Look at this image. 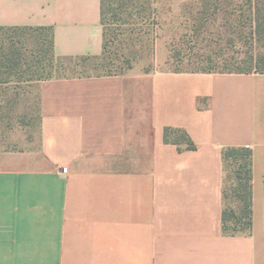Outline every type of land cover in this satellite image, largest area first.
Listing matches in <instances>:
<instances>
[{"label":"crops","instance_id":"obj_1","mask_svg":"<svg viewBox=\"0 0 264 264\" xmlns=\"http://www.w3.org/2000/svg\"><path fill=\"white\" fill-rule=\"evenodd\" d=\"M101 1L0 0V26L51 27L57 57H96ZM197 49L181 62L222 57ZM34 88L35 145L0 147V264H264V73L134 63ZM166 128L194 147L166 143ZM241 147L251 150V226L229 234L223 152Z\"/></svg>","mask_w":264,"mask_h":264},{"label":"trees","instance_id":"obj_2","mask_svg":"<svg viewBox=\"0 0 264 264\" xmlns=\"http://www.w3.org/2000/svg\"><path fill=\"white\" fill-rule=\"evenodd\" d=\"M200 7L196 11L195 19L203 21L195 24L191 33L185 32L178 36V43L171 44L173 51L171 56L181 63L182 50L189 46L192 50L198 44L207 41V37L202 34L208 21L222 18L227 26H232L231 20L236 21L238 26L243 28L249 26L248 32H240L230 28L233 34L227 38L228 46L235 42L244 41L248 46L246 57L237 63H231L227 58H212L210 55L199 56L205 59L198 64L199 70L176 71V72H219V73H264V0H243V3L233 4L232 0H199ZM129 0H102L100 6L101 24L103 27V49L99 56L106 53L107 41L104 30V16L107 7L111 10L114 7H124ZM238 6V7H237ZM46 32V34L44 33ZM222 35L211 36L212 40H221ZM259 45L263 51L254 54V45ZM205 47L211 46L206 43ZM216 56H222V48L216 49ZM235 58V57H230ZM229 58V59H230ZM64 58L57 57L53 51V32L51 27H31V26H0V100L5 101L10 109L22 101L21 96L29 93L34 85L48 78L53 77L54 72L61 68ZM119 72H108L107 74H118ZM215 68L226 70H214ZM13 106V107H11ZM4 105L0 104V113ZM39 111V107H38ZM164 141L172 144H186L187 148L194 145L186 132L180 129L166 128L164 131ZM224 166L228 160L240 161V167L235 171V180L238 186L235 189V199L237 201L236 210L222 211V228L224 232L233 234L239 231H247L251 226V150L246 147L226 148L223 152ZM264 183V182H263ZM225 198V187H224ZM234 220L232 228L228 227V222Z\"/></svg>","mask_w":264,"mask_h":264},{"label":"rangeland","instance_id":"obj_3","mask_svg":"<svg viewBox=\"0 0 264 264\" xmlns=\"http://www.w3.org/2000/svg\"><path fill=\"white\" fill-rule=\"evenodd\" d=\"M181 0H129V3L120 8H106L104 16V30L107 41L106 53L100 57L90 58H64L61 68L54 72L53 76L71 75H96L108 72H119L128 65L134 63L144 65L145 70L159 71H194L198 68L187 66L190 64L186 58L183 62L176 59H164L169 55L171 48L165 42L169 39H177L178 35L185 32H192L194 23L203 21L195 19L196 7L199 4L182 3ZM243 0H234V4H241ZM232 26H227L222 18L208 21L202 34L207 41L196 46L201 47L199 54L203 52L214 54L216 49L222 48V57L230 60L231 63L242 61L246 57L248 46L244 41H236L234 45L228 46L227 38L233 35L230 28L240 32H248L249 26L243 28L231 20ZM46 34V32H44ZM176 33L177 35H171ZM222 35L221 40H212L211 36ZM211 46L205 47L206 43ZM189 46L182 50V53L189 51ZM161 52L156 56V49ZM166 50V51H165ZM203 51V52H202ZM210 51V52H209ZM254 54H259L263 49L254 45ZM168 52V53H165ZM194 53V52H192ZM188 54V53H187ZM235 57V58H230ZM230 58V59H229ZM166 61V62H164ZM183 64V65H182ZM181 65V66H176ZM214 70H226L215 68ZM1 98V97H0ZM22 101L10 109L6 102L0 113V147L1 148H27L35 145L37 140L39 111L38 93L33 87L29 93L21 96ZM13 107V106H11ZM240 161L228 160L226 162L227 175L225 182L224 207L226 210H236L235 189L238 182L235 180V171L240 167ZM232 228L234 220L228 222Z\"/></svg>","mask_w":264,"mask_h":264}]
</instances>
